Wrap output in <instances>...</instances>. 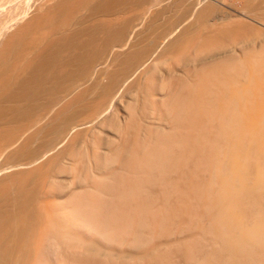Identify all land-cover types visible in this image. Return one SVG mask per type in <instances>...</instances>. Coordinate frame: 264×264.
Returning <instances> with one entry per match:
<instances>
[{"label":"bare ground","instance_id":"1","mask_svg":"<svg viewBox=\"0 0 264 264\" xmlns=\"http://www.w3.org/2000/svg\"><path fill=\"white\" fill-rule=\"evenodd\" d=\"M0 264H264V0H0Z\"/></svg>","mask_w":264,"mask_h":264},{"label":"rangeland","instance_id":"2","mask_svg":"<svg viewBox=\"0 0 264 264\" xmlns=\"http://www.w3.org/2000/svg\"><path fill=\"white\" fill-rule=\"evenodd\" d=\"M168 17H169V16H168ZM168 17H167V18H168ZM166 20H168V19H165V21H166ZM175 54H177V53H175ZM179 54H180V53H179ZM181 54H183V53H181ZM177 55H178V54H177ZM177 55H176V56H177ZM172 56H173V59H172V60H171V59L169 60V58L172 57ZM172 56L168 57V61H169V62L166 61V62H168V64L170 65V67H169V65L167 64V67H169L170 69H171V67H172L171 65L174 64V63H175L174 65H175L176 67L173 66L172 69H174V67H175V68H176L175 70H177V69H181L183 66H185V65L187 64V63H185V60L187 59V57H185V58H186V59H185V58H183L182 56L178 55V59L183 58L182 61H184V62L182 63V61H180V60H178V59H175L176 57H175L174 55H172ZM179 56H180V58H179ZM183 56H184V55H183ZM190 56L193 57V55H190ZM190 56H188V57H190ZM192 57H190V58L187 59V60H190V61H191V59H194V57H193V58H192ZM173 60H174V61H175V60H176V61L178 60V61H177V62H173ZM187 60H186V62H187ZM190 61H188V62H190ZM178 62H179V63L181 62V63L179 64ZM191 62H192V61H191ZM178 64H179V65H178ZM178 66H179V67L181 66V67L179 68ZM164 67H166V66H164ZM164 67H163V68H164ZM166 69H167V68H166Z\"/></svg>","mask_w":264,"mask_h":264}]
</instances>
